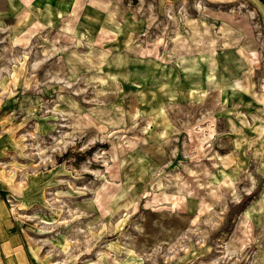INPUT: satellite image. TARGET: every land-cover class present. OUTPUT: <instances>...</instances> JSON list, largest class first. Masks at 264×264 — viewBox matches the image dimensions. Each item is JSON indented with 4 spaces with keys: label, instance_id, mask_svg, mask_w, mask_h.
I'll use <instances>...</instances> for the list:
<instances>
[{
    "label": "rangeland",
    "instance_id": "obj_1",
    "mask_svg": "<svg viewBox=\"0 0 264 264\" xmlns=\"http://www.w3.org/2000/svg\"><path fill=\"white\" fill-rule=\"evenodd\" d=\"M0 264H264V0H0Z\"/></svg>",
    "mask_w": 264,
    "mask_h": 264
}]
</instances>
